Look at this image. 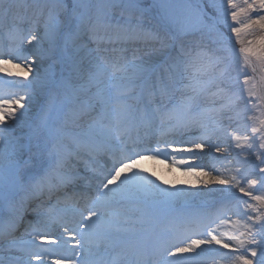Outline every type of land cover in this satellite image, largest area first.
<instances>
[{"label": "snow or ice", "instance_id": "6c2138e0", "mask_svg": "<svg viewBox=\"0 0 264 264\" xmlns=\"http://www.w3.org/2000/svg\"><path fill=\"white\" fill-rule=\"evenodd\" d=\"M0 33V72L22 77L0 76V264H264V0H0ZM139 40L148 59L125 55ZM237 149L241 167L215 156ZM161 155L222 208L160 229L153 204L190 194L145 174Z\"/></svg>", "mask_w": 264, "mask_h": 264}, {"label": "rangeland", "instance_id": "374dc122", "mask_svg": "<svg viewBox=\"0 0 264 264\" xmlns=\"http://www.w3.org/2000/svg\"><path fill=\"white\" fill-rule=\"evenodd\" d=\"M253 16H255L256 14L253 13ZM154 27L159 28V24H157L155 21L152 22ZM227 34V32H226ZM190 37H185V40H189ZM248 39H252V37H248ZM0 41L4 42L5 44H7V38L0 33ZM237 49L239 48V45L236 46ZM236 58V54L235 52L233 53V60L235 61ZM235 67V64L233 65ZM22 79V78H20ZM205 103H210V99L206 100ZM220 127L222 129H227L229 132H232L235 130L236 128V124L234 123H229L227 120H225ZM188 130H182L180 132H177L175 134H173V137H180V139L183 141L185 138H187L189 136V133L187 132ZM196 136L201 135L202 130L200 129L199 126H196V128L194 129ZM220 131H216L214 133V136L217 138L215 140V142L218 143H222L224 145V143L228 140V136L226 138H222V135H220ZM239 134V133H237ZM152 146H154V143H152ZM241 152V150L237 149L235 151H230L225 153L226 155H224V157H226L227 159L223 160L224 165H226L227 168H237V167H241L240 164L237 163V153ZM243 155H248L247 152L243 153ZM239 158H242L239 157ZM248 158L250 160L254 159V157L252 156H248ZM200 164V163H199ZM166 167L163 169L164 171L160 172L161 174H157V176H155L152 172H150L147 166H143L141 165L142 169H146L147 172L145 173L146 175L149 176V178L151 180L156 181L157 184H159L162 188H168L171 191L175 192L178 189H185V187L187 186V188L189 189V192L193 191L195 193H199V192H203L204 197L199 198H191V200H194L195 202L192 203L193 205H195V208L193 209H184L183 211H181L177 216H175L168 224V227L171 225H175L177 227H181L185 222H189V221H206L208 218L214 216L218 210H220L223 206V202L221 200V198L219 197V195L215 192V191H208L207 189L204 188V186L200 183V181L192 175L186 174V172L184 171V166H173L172 162H167ZM216 167L220 168L221 167V161L219 162H215ZM144 167V168H143ZM77 171L80 172L81 175L84 174V169L81 166H77ZM211 171V170H208ZM215 174V173H213ZM229 174L230 173H226ZM90 175V174H89ZM157 177L159 178L157 180ZM207 179V177L205 178ZM190 180H192L193 182H190ZM166 182V183H165ZM80 187H84V181H80L79 184ZM212 189L218 188L220 186L217 185H210L209 186ZM187 200L190 199H184L182 198L180 195L179 196H175V197H171V198H167L165 200H159L156 201L153 204V214L155 216H157L161 211L160 209H162L163 207H169L172 205H179L182 204L183 206H186L188 204H190V202H187ZM53 201V200H52ZM51 201V203H52ZM227 215L229 217H231L232 220H237L239 219V217L233 215V210L231 208H229L227 210ZM215 226V225H213ZM167 227V228H168ZM197 231H203V228H199L196 229ZM232 229L229 226H225L221 228V231H231ZM21 232H23V227L20 229ZM222 251H228V250H222ZM210 263H214V264H230V262L228 261H224V260H216L215 262L210 261Z\"/></svg>", "mask_w": 264, "mask_h": 264}, {"label": "bare ground", "instance_id": "6f19581e", "mask_svg": "<svg viewBox=\"0 0 264 264\" xmlns=\"http://www.w3.org/2000/svg\"><path fill=\"white\" fill-rule=\"evenodd\" d=\"M125 49L127 50L125 52V55L127 56H132L133 54H135L136 56L142 58V59H148L149 56L153 55V51H152V47L151 45H148L144 42V40H139L136 43H130V44H126ZM13 63H19V61H14ZM23 66V65H22ZM12 72H16L18 71L17 69H15L12 65H8L7 66ZM0 76L5 77L8 80H14V79H20L22 77H8L6 73L0 72ZM31 78V74L29 75V79ZM37 104V106L41 103V101L37 100L35 102ZM35 111V108H33L28 114H26L25 119H30L32 116V113ZM196 126L198 125H192L184 130H188L187 132L189 133V136L187 138H185L183 141H190L192 139H196L198 138L200 135L196 136L194 129L196 128ZM164 133L165 136L163 138L166 139H171V134H173L175 131L169 132L167 129H161ZM227 132H229L227 129L226 131H220V135H222V138H226ZM160 132L158 131L156 133V137L154 139H160ZM154 139L152 141V143H154ZM176 140V139H175ZM222 144V143H221ZM148 145L146 144L145 147H147ZM223 146V144H222ZM207 151V150H206ZM224 155H226L225 153H216L215 156H219L221 158H224ZM84 156H87L86 154ZM220 160H216L214 158V155L212 153H208L207 155L203 156L202 159L195 161L196 164L203 165L205 167V170H211V165L215 164V162H219ZM171 162L170 158H165L163 155H161L159 158L156 159H145L143 161H141V165H143L144 167L147 166L150 172H152L155 176H157V174H161L160 172L164 171L163 169L166 167V163ZM143 167V168H144ZM145 169V168H144ZM234 169V168H233ZM230 174H234V172L230 173ZM206 177H201L200 179H205ZM79 182V181H78ZM190 182H193L192 180H190ZM77 184L73 183L70 184L71 186ZM67 187L70 188V186L68 185ZM69 188H65V191L63 193H67L68 196H74L75 193L70 191ZM185 189L188 191V193H190L189 195H185V194H181L180 196L184 199H190L187 200V202L190 203H194V200H191V198H201L204 197L203 192H199V193H195L193 191L189 192V189L187 188V186L185 187ZM179 196V195H178ZM212 264V263H210ZM214 264V263H213Z\"/></svg>", "mask_w": 264, "mask_h": 264}]
</instances>
